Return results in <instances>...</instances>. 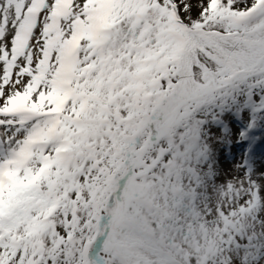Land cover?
I'll use <instances>...</instances> for the list:
<instances>
[{
	"label": "snow or ice",
	"instance_id": "obj_1",
	"mask_svg": "<svg viewBox=\"0 0 264 264\" xmlns=\"http://www.w3.org/2000/svg\"><path fill=\"white\" fill-rule=\"evenodd\" d=\"M258 142L264 0H0V264H264Z\"/></svg>",
	"mask_w": 264,
	"mask_h": 264
},
{
	"label": "rangeland",
	"instance_id": "obj_2",
	"mask_svg": "<svg viewBox=\"0 0 264 264\" xmlns=\"http://www.w3.org/2000/svg\"><path fill=\"white\" fill-rule=\"evenodd\" d=\"M233 140L236 139V135L239 131L238 125H233ZM260 142H258L255 145V160L257 162L258 167H264V145H259ZM241 147L236 146L234 147L229 153H227V159L223 161V166L226 171H230L232 168V164L235 162H238L241 158V155L238 153L239 149ZM233 157L235 158L233 160Z\"/></svg>",
	"mask_w": 264,
	"mask_h": 264
},
{
	"label": "bare ground",
	"instance_id": "obj_3",
	"mask_svg": "<svg viewBox=\"0 0 264 264\" xmlns=\"http://www.w3.org/2000/svg\"><path fill=\"white\" fill-rule=\"evenodd\" d=\"M259 145H264V142H260ZM241 152H242V148L239 149L238 153L241 155Z\"/></svg>",
	"mask_w": 264,
	"mask_h": 264
}]
</instances>
